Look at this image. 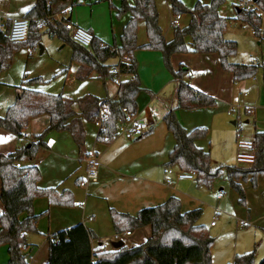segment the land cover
<instances>
[{
    "label": "trees",
    "instance_id": "1",
    "mask_svg": "<svg viewBox=\"0 0 264 264\" xmlns=\"http://www.w3.org/2000/svg\"><path fill=\"white\" fill-rule=\"evenodd\" d=\"M167 1L173 14H188L191 18L184 28L174 26L172 40H166L159 24L156 0H134L133 6L123 1L118 10V16L125 12L131 15L121 35V46L104 44L94 36L91 47L84 48L71 39L69 31L62 24L53 19L67 7L69 0H37L25 17L30 22L26 42L13 43L0 32V75L10 65L13 51L21 46L34 48L40 43L42 33L68 44L72 48V62L89 67L104 80H116L121 74H129V80L119 83L114 99L103 102L93 99L85 106L81 104V115L88 121H96L100 109L107 108L108 115L102 122L98 141L109 144L115 138L118 122L125 118L124 111L138 114L137 98L142 87L135 52L139 49L160 52L165 67L177 81L176 108L170 109L163 119L175 139L167 167L177 166L183 172H195L196 184L207 188L226 174L230 186L240 197L239 203L246 206L243 183L250 182L256 189L258 179L264 177V132L256 131L253 136L254 162L251 166L213 168L210 152L197 144L208 136V130L196 128L187 131L180 124L176 110L211 109L217 106V100L191 87L185 81L189 70L181 67L175 71L171 57L178 53L218 54L222 69L232 73L235 81L253 78L259 68L264 70V64L241 65L230 61L236 55L238 46L235 41L225 38L228 19L219 14L224 0H212L210 4L197 3L193 9L186 8L180 0ZM256 6L257 9L241 10L237 19L250 26L256 36L262 38L263 19L258 9L264 11V0H257ZM141 22L145 23L148 37L147 44L143 46L138 45ZM125 56L128 61L120 64L119 72L107 65L110 59ZM38 81L39 78L25 80L22 86L17 87L16 102L8 108L6 116L0 118V128L19 140V147L14 153L0 156V198L4 206L0 216V246L9 247L8 264H30L25 249L28 246L27 235L37 231L36 225L40 218V215L34 213L36 198L47 197L51 205H74V197L70 193L59 194L55 189L39 187L41 172L36 166L27 165L23 169L15 166L17 162L34 160L38 151L47 147L46 138L51 132L69 131L80 148L84 144V130L76 118L78 114L73 110L74 101L62 95L31 89L30 85ZM40 116L49 117V126L29 143L24 133L29 122ZM110 212L117 233H132L150 226L151 236L141 245L129 248L124 244L120 249L104 253L101 246H93L96 235L79 224L49 238L47 264H213L215 238L205 225L199 223L201 209L183 212L181 201L171 197L161 205L140 210L136 216L113 209ZM229 264H256L255 251L236 255ZM259 264H264V259Z\"/></svg>",
    "mask_w": 264,
    "mask_h": 264
},
{
    "label": "crops",
    "instance_id": "2",
    "mask_svg": "<svg viewBox=\"0 0 264 264\" xmlns=\"http://www.w3.org/2000/svg\"><path fill=\"white\" fill-rule=\"evenodd\" d=\"M122 0H111L112 10L110 5L103 0H69V3L66 8L61 12L66 11L68 8H71L70 13H65V17L68 21H71L73 24L82 27L87 30L93 36L101 39L104 44L110 45L111 40L114 41V44L119 45V37L123 33V29L128 23L131 15L128 16H118L119 20H114L115 14H118V10L121 7L120 3ZM157 1V0H156ZM37 0H0V22L6 26H10V21L13 18H25L27 13L35 6ZM169 3V2H168ZM207 4V3H203ZM134 5V3H133ZM131 5V6H133ZM158 6V3H157ZM245 9H256V3L253 0H248ZM110 9V10H109ZM158 9V8H157ZM159 12V22L161 20L162 12ZM168 15L170 27L173 28L172 24L174 16L172 15V9L169 4ZM264 12V11H263ZM58 14V13H57ZM219 14L222 17H225L229 21H235L237 17L228 18L221 13L219 9ZM105 17V18H104ZM186 18L185 15H181L178 26L184 28L190 23V16L188 15L187 23L183 26L181 24L182 20ZM55 20V16L53 17ZM111 20V21H109ZM56 21V20H55ZM125 22V23H124ZM145 23L141 22L139 24V30ZM160 24V23H159ZM229 25V24H228ZM161 26V25H160ZM146 29V26H145ZM138 30V31H139ZM45 31V28H43ZM262 31L264 32V21ZM164 33V31H163ZM147 34V33H146ZM164 36L167 41L173 39V37H167L166 33ZM174 36V35H173ZM264 39V35H262ZM142 37V34L140 35ZM170 38V39H169ZM139 39V35H138ZM227 40H230L227 38ZM190 41V40H188ZM233 41V40H230ZM148 41H144L141 46L145 45ZM147 44V43H146ZM261 44V43H260ZM139 45V42H138ZM140 46V45H139ZM42 47V46H41ZM44 52V48H43ZM138 52V51H136ZM135 52V53H136ZM28 54V53H27ZM43 54V53H42ZM34 55V54H33ZM29 56V55H28ZM32 57V56H29ZM139 72L142 78V81L145 85V88H150L147 92L150 94V105H155V108H150L149 105H142L138 108V116L142 120L148 121L152 125V131L154 129L156 119L158 118V113L160 112L167 114V112L174 108L177 104V89L174 93L166 95V84L170 81H173L168 72L165 70V65L163 62V56L160 52H139ZM111 60V59H110ZM107 62V65L111 66L112 69L120 68L122 62H127L128 60L121 58H113L112 61ZM241 61L233 62L234 64L241 65H260L254 63L253 61ZM246 63V64H245ZM77 65V64H76ZM172 68L177 71L179 68L184 65L190 67L193 70L194 76L191 78L190 85L195 90L202 92L206 95H209L217 100V106L215 108L202 109L199 111H206V114H202L201 121L204 124V115L207 118V122L210 123L211 130L216 126L222 127V132H229L227 127V116L228 111L233 109L232 105L244 110L246 119L253 118V127L254 133L252 135V140L255 132H264V70L262 69V81L260 76L251 78L244 81H235L232 73L226 72L222 69L220 57L218 54H174L171 57ZM69 67H64V72L67 73V76L70 77L71 81H79L80 83L92 81L99 79V75L94 72L92 69L86 66L77 65V68L70 72ZM151 75L150 81L145 77V75ZM258 74V73H257ZM167 80H165V78ZM169 77V79H168ZM27 77H24L23 82ZM126 78V79H123ZM131 76L129 74H121L115 82V94L113 96H104L96 97L93 95L71 97L67 96V99L74 101L73 110L78 114L76 116L77 120L81 122V126L84 130V144L80 148L79 145L75 142L72 134L69 131L64 132H51L46 138L47 147L41 148L36 158L33 166L39 168L41 172V181L39 182V187L43 189H55L59 194L64 192L70 193L74 197V204L71 208L68 206H59L51 205L47 197H39L34 200V213L40 215L41 218L37 222L36 228L41 236L38 235H27L28 246L25 249V253L29 258L30 264H47L49 260V238L54 237L59 232L71 229L79 224H83L87 229L91 230L97 237L101 235L103 231H110L114 229L111 219L110 210L113 209L119 213L129 214L136 216L138 212L144 208H148L153 205L154 202H165L171 197H175V189H171V186L165 185L161 181H149L146 188V193L151 197V199L143 198L144 203L140 202V195L138 193V188L140 185V178L136 177L133 174V169L136 163H138V158H141L145 155L142 151V148L136 147L132 142L125 139L123 136H117L114 140L105 144L98 141V135L101 130V126L96 121H88L81 115V104L86 105L88 101L97 99L101 102L114 99L117 96L119 83L125 80H129ZM163 79V80H162ZM104 86H106L105 80L100 78ZM110 81V80H108ZM22 82V84H23ZM148 82V84H147ZM154 83V87L150 86V83ZM19 85V86H22ZM0 85V118L6 116L7 110L16 102L17 98V87L10 84ZM256 88V94H254L253 99L256 102H259V105H252L249 98V88ZM31 88L34 89V86L31 85ZM154 90V91H153ZM140 95V94H139ZM168 97V98H167ZM237 100V103H236ZM252 100V99H251ZM138 101V99H137ZM172 106V108H171ZM229 109V110H228ZM167 110V111H166ZM228 110V111H227ZM101 111V109H100ZM197 111V110H196ZM227 112V113H225ZM162 115V116H165ZM229 116V115H228ZM249 116V117H248ZM164 118V117H163ZM178 120L184 128L188 130V123L185 121V117L178 113ZM198 122V121H195ZM236 122V121H233ZM232 122V124H233ZM252 119L246 120L247 124H250ZM50 123L48 116H40L32 119L29 122V125L25 131V137L27 142H32L34 136L41 134ZM187 124V125H185ZM198 126V123H195ZM237 122L234 124L236 125ZM204 126V125H203ZM152 133V132H151ZM150 133V134H151ZM149 134V135H150ZM146 135L145 137H147ZM143 137V138H145ZM208 137V136H207ZM142 138V139H143ZM199 146L206 151L210 150L202 147V142L199 143ZM19 147L18 138L8 133L0 128V156L9 155L16 151ZM149 148V155H152L155 159L161 158L163 155L166 158V154L162 152L161 147ZM90 154H96L97 164L96 169L99 173V179L103 181H110L112 179L116 180V183L124 188L126 193L125 197L119 198L117 201L110 205V208L103 212L105 221L107 220V227H103L99 224L89 226L84 220L85 216L88 214L87 205L89 201V194H97L98 196H103V188H99L97 185L100 181L98 179L95 183H89L87 187H81L80 183L83 181L85 175L86 160L84 158L83 152ZM32 161V162H33ZM212 162V160H211ZM25 165L26 162H24ZM178 180V179H177ZM179 181V180H178ZM193 181V180H189ZM150 183V184H149ZM257 188L250 192H247L248 199L252 197V200L262 209V213H254L250 216L251 223L254 224L257 231L260 235H264V178H259L257 182ZM250 186V185H248ZM80 187V188H79ZM96 191V192H95ZM98 192V193H97ZM224 191V195H225ZM221 195V196H224ZM0 196H1V179H0ZM82 200H86L84 205L85 210L79 209L76 207V204H79V207L82 204ZM149 202V203H148ZM181 207L183 212L189 211L185 205L181 202ZM248 207H250V202L248 201ZM82 211L80 216H74L71 211ZM246 209V208H244ZM4 211V206L0 198V216ZM247 211V209H246ZM92 212V213H91ZM94 211H90L89 214L93 221H95ZM92 221V222H93ZM133 236V232L130 237ZM151 236V227L146 226L139 230V239L142 242L147 241ZM129 237V236H128ZM111 239V238H110ZM143 242V243H144ZM115 241L113 242L114 245ZM141 243V244H143ZM125 244V243H124ZM141 245L136 243V245L129 248ZM99 246L106 247L102 242L98 244ZM126 245V244H125ZM97 246V245H93ZM127 246V245H126ZM256 247L246 251L244 253L255 251V262L257 261ZM107 248V247H106ZM108 249V248H107ZM109 250V249H108ZM243 253V254H244ZM9 262V247L8 245L0 246V264H8Z\"/></svg>",
    "mask_w": 264,
    "mask_h": 264
},
{
    "label": "rangeland",
    "instance_id": "3",
    "mask_svg": "<svg viewBox=\"0 0 264 264\" xmlns=\"http://www.w3.org/2000/svg\"><path fill=\"white\" fill-rule=\"evenodd\" d=\"M123 1H126V3L130 6L134 3V0H122L120 3L121 7ZM180 1L188 9H193L197 3L210 4L212 2V0ZM104 2L108 3L112 8L111 1ZM157 3L158 10L162 12V15H160L162 22H159L161 28L164 33H166V36L168 33L167 37L172 38L174 35V30L172 27H170L168 18V15L170 14L169 3L167 0H157L156 5ZM247 3L248 0H224L223 4L220 7V10L224 16L228 18H234L239 15V12L241 10H244L246 7H248L246 6ZM121 7L119 8V10L121 9ZM112 10L115 9L112 8ZM258 12L261 13L262 10L258 9ZM128 15L129 13L125 12L122 13L121 16ZM172 15L175 14L172 13ZM184 15L186 16V18L182 20L180 26H184L187 23L186 20L188 19V14ZM114 20H119L117 13L115 14ZM228 24L229 25L227 26V30L225 32V38L235 41L238 46L236 55L233 56L230 61L232 63L247 61L248 64L250 63L248 61H253L257 64H264V39L256 36L250 26L244 24L238 19H236L235 21H229ZM141 26H143V29L141 28L139 30L138 28V42L140 46L145 40L148 41L145 26L144 24H142ZM141 34L142 37H140ZM121 44L122 43L120 36L119 45L114 44L113 40H111L110 45L119 47L121 46ZM41 46L44 48L43 54H40ZM34 48L35 52L32 57L28 56L26 46H21L20 48L13 51L10 65L5 70H3L0 75V85L2 84V86H5L3 84L6 83L14 86H19L22 84L24 77L26 76L27 78L25 80H33L36 78L40 79V81L31 84L32 86H34V90H38L48 94L62 95L66 99L67 96L75 98L83 95L86 96L89 94L96 97H104L107 95L113 96L116 93V85L115 82L112 81H116L118 78L112 81L110 79H106V86H104L100 78L83 83H80L79 81H71L70 77L67 76V73L64 72V67H69L71 69L70 72H72L77 68L78 64L76 65L71 60L72 48L68 44L62 42L59 38H51L46 33H42L40 43ZM148 51L149 50L139 49L138 52L135 53V59L138 66V74L142 87V91L137 98V105L138 108L142 105H149V107L153 109L156 106L149 104L150 94L147 92V90L150 88H145L139 72L138 54L139 52ZM122 58L128 60V57L126 56ZM110 61L113 62L112 59ZM164 68L168 72L169 77L173 80L166 84V86L168 87L166 88L165 93L166 95H170L176 91L177 81L174 79L173 74L166 67ZM182 68H185V70H189V75L185 77V81L187 83H190L191 78L194 76L193 70L185 65ZM257 73L258 74H256V76H260L262 81V68H259ZM256 76H254V78ZM145 77L148 79V81H150V74H146ZM164 78L165 80H167L166 77ZM150 86L154 87V83H150ZM256 88V86L253 88H249V98L252 105H259V102H256V100L253 99L254 94H256ZM217 103L219 104V102ZM236 105H232V115H226L228 119V133L222 132L221 125L216 127L213 126V128L209 130L210 123L207 122V118L205 117V115L204 119H202L204 121V124L201 121V118L203 116L202 114H206L205 110L204 112L199 110H176V116L178 115V113H180L185 117V121L189 125V131L196 128H206L208 130V137L199 140L197 144L199 145V143L202 142V147L211 151L213 168H218L221 166L249 167L247 164L240 163L237 159L238 142L253 141L252 135L254 133V129H250V127H253L254 125L253 118H250L248 116V119H252V122L250 124H247L246 120L248 119H246L244 110H239ZM174 108H176V106ZM157 113L158 118L156 119V123L152 133L139 141L132 142L134 145L136 144V147L139 148L140 146V148H142V151L145 153L141 160L140 158H138V163L135 164V166L137 167L132 170L133 174L136 177L142 179L140 180V185L138 188L140 202L142 204L144 203L143 198L151 199L148 193H146V188L149 181H161L162 183H165V185L171 186V189L176 190L174 192V196L178 198L183 203V205H185L186 208L184 209H189V211L195 209L202 210V217L199 223L205 225L210 234L215 238V244L212 248L213 264L232 263L236 255H240L246 251L252 250L255 245H257L256 254L258 256L256 264H259L260 261L264 259V235L261 236L259 231L256 230L254 224L251 223L250 216L255 212L262 213V209L256 204L255 201L252 200V197H250L249 199L247 197V192H250L252 190L251 183L247 182L243 183L242 185L246 194V206H244L239 203L240 197L230 186L226 174H224L220 179H217L209 188L198 186L196 184V180L178 181L176 176L178 173H182L183 171H181L177 166L167 167V164L169 163L170 152L175 145V139L173 135L168 131L166 124L164 123V116L162 115H165V113ZM233 121H236L237 124H232ZM195 123H198V126ZM155 146L161 147L162 152L166 154V158L163 155L161 158L155 159L152 155H149L148 152L150 150L148 147L154 148ZM32 161H26V164L33 166L34 164L32 163H34L35 161ZM98 169L99 168H97V170ZM169 171H171L172 174H169ZM84 179L85 175L83 180ZM99 181L100 182L97 184L99 188L104 187L105 189L103 190V196H98L97 194H89V203L87 205L88 214L85 216L84 220L89 226L99 224L103 227H107V220L105 221L103 212H105L106 209L108 210L110 208V205H112L114 201H117L118 203L119 198L125 197L126 193L124 191V188L118 185V183H116V180L114 179L107 182L106 180H101L100 177ZM169 181L171 182V184H169ZM222 190L226 193L224 196L220 195V192ZM248 201L250 202V207L253 208L252 210L248 207ZM163 203L164 202H154L153 205L158 206ZM85 204L86 200H82L81 206L79 207V204H76V207L85 210ZM244 208H246L247 211ZM90 211H94L93 214L95 215V221L89 218L91 215L89 214ZM69 212H72L74 216H80L82 213V211H75L74 209H71V211ZM140 229L133 231V236L123 238L122 241L127 245V247L134 246L136 245V243L141 244L144 242V240H142V242L140 240H137L139 239ZM116 233L117 232L115 228L110 231H103L101 235H98V237L96 236V238L93 240V245H98L102 242L109 249V251L113 250L114 241L112 240V238ZM29 234L41 236V234L38 232V229L36 232H32Z\"/></svg>",
    "mask_w": 264,
    "mask_h": 264
},
{
    "label": "built area",
    "instance_id": "4",
    "mask_svg": "<svg viewBox=\"0 0 264 264\" xmlns=\"http://www.w3.org/2000/svg\"><path fill=\"white\" fill-rule=\"evenodd\" d=\"M257 9V8H256ZM71 8H68L66 11L62 13H58L55 15V20L58 24H62L66 30L69 31L71 39L77 43L78 45L84 48H90L94 39L93 34L83 29L80 26L73 24L71 21H68L64 16L65 13H70ZM261 17L264 21V12H261ZM181 15H175L173 19V26H178ZM29 27L30 22L26 18H13L10 21V26H6L5 24L0 22V32L3 33L11 42L13 43H23L26 42L29 36ZM35 52V48H27V53L29 56H33ZM115 72H119L118 68L112 69ZM232 109L228 111V115H232ZM125 118L118 122L117 131L115 137L123 136L125 139L129 141H136L142 139L146 135L151 132L152 125L146 121L139 118L138 114L128 113L126 110ZM108 110L106 107L101 108L100 116L96 120V122L102 128V122L107 118ZM84 158L86 160L85 167V179L81 181V187H87L89 183H95L99 179V173L96 169L97 164V156L96 154H90L85 152ZM237 159L240 163L247 164L251 166L254 162V143L253 141H239L238 142V155ZM15 166L19 169L25 168L23 162H17ZM169 174H172L169 171ZM176 178L178 180H195L196 173L195 172H182L178 173ZM169 184L171 182L169 181ZM220 195H224V191L220 192ZM131 235V232L126 231L123 233H116L112 240L115 242L122 241L123 238H126ZM101 251L106 253L109 250L101 246Z\"/></svg>",
    "mask_w": 264,
    "mask_h": 264
},
{
    "label": "water",
    "instance_id": "5",
    "mask_svg": "<svg viewBox=\"0 0 264 264\" xmlns=\"http://www.w3.org/2000/svg\"><path fill=\"white\" fill-rule=\"evenodd\" d=\"M257 0H253V2L256 3ZM43 53V47H40V54ZM236 122H233V124H235ZM124 246V242L123 241H119V242H115L113 247L114 249H120Z\"/></svg>",
    "mask_w": 264,
    "mask_h": 264
}]
</instances>
